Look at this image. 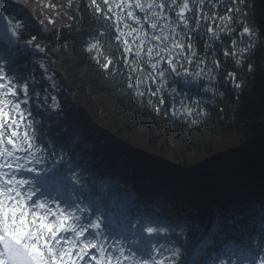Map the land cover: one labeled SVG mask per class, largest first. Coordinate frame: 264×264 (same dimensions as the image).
I'll use <instances>...</instances> for the list:
<instances>
[{"label": "snow or ice", "instance_id": "snow-or-ice-1", "mask_svg": "<svg viewBox=\"0 0 264 264\" xmlns=\"http://www.w3.org/2000/svg\"><path fill=\"white\" fill-rule=\"evenodd\" d=\"M245 7V0H90L92 27L102 25L87 50L103 70L124 76L136 97L147 96L156 113L168 111L170 98L173 115L179 103L189 117L206 116L201 92L214 100L221 79L242 87L229 61L244 66L256 46ZM0 20V264H187L177 244L182 231L147 211L114 231L105 209L86 202L80 165L57 151L63 144L42 135L43 120L37 119L61 112L57 84L43 59L36 71H16L25 25ZM36 40L31 36L25 46L46 53ZM238 222L236 216L216 222L219 247L211 264H264V225L256 251L251 234H236Z\"/></svg>", "mask_w": 264, "mask_h": 264}, {"label": "trees", "instance_id": "trees-1", "mask_svg": "<svg viewBox=\"0 0 264 264\" xmlns=\"http://www.w3.org/2000/svg\"><path fill=\"white\" fill-rule=\"evenodd\" d=\"M249 1L246 22L255 30L256 46L245 57L244 66L233 68V62L229 61V70L238 72L237 82L242 87L235 89L232 84L221 82L214 100L212 94L209 95L210 103L204 98L203 107L208 114L189 117L179 111V103L176 105L178 112L173 115L170 98H166L164 106L167 112L156 113L152 107L146 110L147 103L131 98L119 72L115 75L106 72L93 58L95 52L85 51L87 44L93 42L92 37L97 35L95 28L102 25L101 21L92 27L93 22L87 15L90 0H72L71 7L69 0H52L57 22L48 29L54 35L56 55L62 66L66 65L67 75L78 93L75 95L64 84L67 93L77 99L73 105L78 107L79 115L75 116L72 109L62 106L59 114H47L51 118L38 117L43 120L42 135L48 141L64 145L57 151L62 150L66 159L72 158L80 165L82 183L87 181L85 190L98 200L99 206L103 207L108 201L112 210L122 215L125 209L119 211V206L129 205L122 195L124 188L117 191L113 179L100 182L98 173L103 161L109 163L113 157L123 163V168L124 163L137 160L138 167L148 168L146 175L153 180L145 177L135 206L140 204L139 195H155L158 186L164 191L169 188L167 180L187 186L183 196L192 205L194 216L187 220L176 218L178 222L168 223L183 232L177 244L181 246L185 261L200 238L207 234L210 243L206 244V249L219 247V241L214 239V220L229 217L222 205L226 202L231 209L235 204L244 207L236 215L239 221L236 233L251 234L253 247L259 246L255 239L264 223L261 219L264 216L261 211L264 209V0ZM31 9L38 12L33 4ZM81 14L85 17L83 22ZM34 32V28L26 27L23 35L30 39ZM28 63L32 67L35 60L33 64ZM101 102L106 109L98 105ZM97 106L100 114L107 116L102 124L97 119ZM93 119L99 123L97 138L89 134V127L97 126ZM105 135L112 139L110 148H106ZM215 208L221 210L218 215L213 211Z\"/></svg>", "mask_w": 264, "mask_h": 264}, {"label": "bare ground", "instance_id": "bare-ground-1", "mask_svg": "<svg viewBox=\"0 0 264 264\" xmlns=\"http://www.w3.org/2000/svg\"><path fill=\"white\" fill-rule=\"evenodd\" d=\"M100 104H101V105H105V103H104V102H101Z\"/></svg>", "mask_w": 264, "mask_h": 264}]
</instances>
